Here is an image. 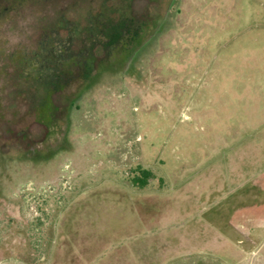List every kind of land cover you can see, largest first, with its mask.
Masks as SVG:
<instances>
[{
    "label": "rangeland",
    "instance_id": "374dc122",
    "mask_svg": "<svg viewBox=\"0 0 264 264\" xmlns=\"http://www.w3.org/2000/svg\"><path fill=\"white\" fill-rule=\"evenodd\" d=\"M0 264H264V0H0Z\"/></svg>",
    "mask_w": 264,
    "mask_h": 264
},
{
    "label": "trees",
    "instance_id": "16d2710c",
    "mask_svg": "<svg viewBox=\"0 0 264 264\" xmlns=\"http://www.w3.org/2000/svg\"><path fill=\"white\" fill-rule=\"evenodd\" d=\"M46 104V103H45ZM136 174L134 178H132V183L135 186L143 188L149 184V181L154 178V174L152 171L143 169V168H136Z\"/></svg>",
    "mask_w": 264,
    "mask_h": 264
}]
</instances>
